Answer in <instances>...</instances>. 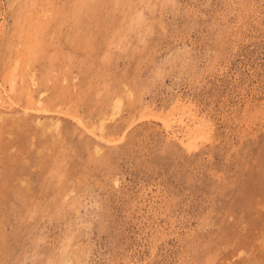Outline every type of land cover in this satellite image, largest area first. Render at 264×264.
Listing matches in <instances>:
<instances>
[{
    "label": "rangeland",
    "instance_id": "374dc122",
    "mask_svg": "<svg viewBox=\"0 0 264 264\" xmlns=\"http://www.w3.org/2000/svg\"><path fill=\"white\" fill-rule=\"evenodd\" d=\"M0 264H264V0H0Z\"/></svg>",
    "mask_w": 264,
    "mask_h": 264
},
{
    "label": "bare ground",
    "instance_id": "6f19581e",
    "mask_svg": "<svg viewBox=\"0 0 264 264\" xmlns=\"http://www.w3.org/2000/svg\"><path fill=\"white\" fill-rule=\"evenodd\" d=\"M120 103H121V100L118 98L115 102H114V105H113V109L114 110H119V108H120ZM114 112V111H113ZM115 113V112H114ZM116 114V113H115ZM164 119V118H163ZM79 120V119H78ZM176 120V121H175ZM164 121H165V119H164ZM175 122H177V123H179V124H183V123H185V121H184V118L182 117V115H177L176 116V119L174 118L173 119V117H169L168 119H166V121H165V127L166 128H169L170 127V129H171V127H172V124L173 123H175ZM174 132V131H173ZM188 137V136H187ZM186 137V138H187ZM189 139V137L187 138V140ZM196 140V139H195ZM192 142V141H191ZM190 142V139L188 140V142L186 143V144H189V143H191ZM192 144V143H191ZM190 145V144H189Z\"/></svg>",
    "mask_w": 264,
    "mask_h": 264
}]
</instances>
